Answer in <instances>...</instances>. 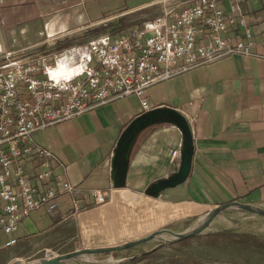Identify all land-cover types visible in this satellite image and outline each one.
<instances>
[{"label":"crops","instance_id":"obj_1","mask_svg":"<svg viewBox=\"0 0 264 264\" xmlns=\"http://www.w3.org/2000/svg\"><path fill=\"white\" fill-rule=\"evenodd\" d=\"M191 1L0 0V63L58 51L87 29L125 33L154 8ZM219 4L225 11L236 6L254 40L260 41L264 0ZM113 28L125 30L109 31ZM251 51H260V46ZM145 97L150 110L170 108L186 118L192 135L186 179L155 194L147 190L180 166L183 134L169 121L139 131L118 175L117 144L129 124L145 112L135 95L33 132L32 142L53 153L54 172L82 188L81 208L72 211L70 196L59 192L54 210L34 209L21 219L15 243L5 245L11 233L0 231V264H11L34 247L57 245L65 252L122 243L169 224L174 226L168 229L177 231L183 221L225 201L264 207V58L233 54L157 82L146 89ZM39 163L38 158L28 159L26 172L39 170ZM92 189L104 198L96 200Z\"/></svg>","mask_w":264,"mask_h":264},{"label":"built area","instance_id":"obj_2","mask_svg":"<svg viewBox=\"0 0 264 264\" xmlns=\"http://www.w3.org/2000/svg\"><path fill=\"white\" fill-rule=\"evenodd\" d=\"M237 10H223L219 0H192L162 7L125 33L0 63V231L11 233L5 245L17 241L14 232L32 210H54L59 192L70 196L72 211L81 208L82 188L54 172L53 153L31 134L129 95L148 111L145 91L157 82L233 54L264 58V33L257 43ZM234 25L240 31H231ZM255 45L260 51H251ZM65 61L76 78L66 89L53 87L50 74ZM32 158L40 159V169L27 173ZM91 194L104 198L98 189Z\"/></svg>","mask_w":264,"mask_h":264},{"label":"rangeland","instance_id":"obj_3","mask_svg":"<svg viewBox=\"0 0 264 264\" xmlns=\"http://www.w3.org/2000/svg\"><path fill=\"white\" fill-rule=\"evenodd\" d=\"M152 10L154 11L144 17V21L157 15L161 8L158 7ZM140 21H134L133 24L139 25L144 22ZM119 28L109 29V31L118 33L125 30ZM104 31L107 30L91 31L87 29L86 32L80 35L72 36L68 39L69 44L60 45L57 49L74 47ZM207 215V213H204L199 217L183 221L177 231L184 232L198 226L205 220ZM214 218V221H211L207 227L197 233L198 236L183 242H178V238L169 230H162L152 238L130 247L112 251L87 252L77 255L74 260L67 264H168L173 258L175 260L172 264H188V259L193 257L198 259V262L193 264H264L263 214L239 206H230L219 211ZM173 226L169 224L163 227L171 229ZM222 230L233 231L238 235L247 234L248 236H241V238H245L242 242L227 236L217 244L210 242V239L206 236V233ZM62 251L63 248L57 245L47 250L43 248L38 250L37 247H34L24 253V256L13 258V262L31 258L39 259L47 253L53 254Z\"/></svg>","mask_w":264,"mask_h":264},{"label":"water","instance_id":"obj_4","mask_svg":"<svg viewBox=\"0 0 264 264\" xmlns=\"http://www.w3.org/2000/svg\"><path fill=\"white\" fill-rule=\"evenodd\" d=\"M160 121H169L174 123L178 128H180L183 134V147L181 151V162L178 170L172 175L161 178L154 182L148 187V192L157 193L161 189L167 186H174L182 183L188 176L190 170V163L192 157V135L190 131L189 124L186 118L178 111L170 108H156L153 110L145 111L144 113L137 116L126 128L124 134L121 136L117 148H116V162L118 175L123 171L126 162L127 154L131 147V144L135 136L139 133L141 129L145 126ZM123 178V175L121 176ZM230 206H239L247 210H251L264 215V207L254 206L249 203L241 202L238 200L225 201L215 205L207 214L205 220L198 226L184 232L173 231L168 228L156 229L151 231L149 234L144 235L139 238L130 239L122 243L99 246V247H81L78 249L60 252V253H47L39 259H28L21 260L19 262H12L11 264H67L68 262L74 260L77 255L84 254L87 252H103V251H112L130 247L132 245L141 243L145 240L152 238L155 234L159 233L162 230H169L176 238H185L191 235L201 232L208 224L212 221L214 216L224 208Z\"/></svg>","mask_w":264,"mask_h":264},{"label":"clouds","instance_id":"obj_5","mask_svg":"<svg viewBox=\"0 0 264 264\" xmlns=\"http://www.w3.org/2000/svg\"><path fill=\"white\" fill-rule=\"evenodd\" d=\"M76 78L70 68V62L65 61L60 66L59 71H54L50 74V80L53 87L66 89L71 84L72 79Z\"/></svg>","mask_w":264,"mask_h":264},{"label":"trees","instance_id":"obj_6","mask_svg":"<svg viewBox=\"0 0 264 264\" xmlns=\"http://www.w3.org/2000/svg\"><path fill=\"white\" fill-rule=\"evenodd\" d=\"M198 236V234L195 235H191L189 237H185V238H178L177 241L178 242H183L189 238ZM206 236L208 237V239H210V242H212L213 244H217L221 241V239L228 237H233L236 238V241L238 242H242L243 239L245 238H241V236L247 237V234H241L238 235V233H235L233 231H226V230H222V231H217V232H211V233H206ZM175 258L171 259L170 262L168 264H172L174 262ZM194 262H198L197 258H191L188 259V264H193Z\"/></svg>","mask_w":264,"mask_h":264},{"label":"bare ground","instance_id":"obj_7","mask_svg":"<svg viewBox=\"0 0 264 264\" xmlns=\"http://www.w3.org/2000/svg\"><path fill=\"white\" fill-rule=\"evenodd\" d=\"M215 218H216V217H215ZM215 218H214V219H215ZM214 219H213L212 221H214Z\"/></svg>","mask_w":264,"mask_h":264}]
</instances>
